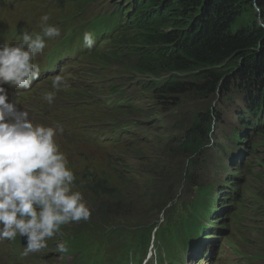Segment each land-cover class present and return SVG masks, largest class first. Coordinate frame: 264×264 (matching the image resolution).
Masks as SVG:
<instances>
[{"label": "trees", "instance_id": "obj_1", "mask_svg": "<svg viewBox=\"0 0 264 264\" xmlns=\"http://www.w3.org/2000/svg\"><path fill=\"white\" fill-rule=\"evenodd\" d=\"M145 1L136 13L143 14L141 20L149 18L148 24L141 28L133 40L139 47L137 50L142 59L127 61L126 65L130 69L127 71L171 77L156 88L161 92L159 98H150V102L144 106H123L122 109L126 114H137L139 117H134V121L144 119L149 125L155 121L153 116L171 102L187 107L188 114L171 120V132L157 153L158 157L140 158L139 163L119 176L116 182L82 175L89 177V182L84 183L87 191L100 199L111 201L108 212L114 216L126 212L130 218L120 221L101 212L99 219L102 224H86L76 235L65 238L69 250L80 252L86 244L95 246L96 242L90 241L96 240L100 244L99 254L103 256L107 254L110 244H115L123 257L133 249L145 253L151 233L169 225L171 218L167 215L168 210L184 205L179 202L168 208L169 198L180 186V180L189 177L199 167L205 138L214 129L212 122L216 124L222 121V115L212 106L205 110L189 108L194 98L207 97L215 91L232 96L231 90L238 89L244 95L245 106L237 111L234 130L240 131L241 137L247 142L246 146L240 148L244 154L253 149L260 161L264 162L261 157L264 156V130L258 126L264 121V27L253 22L236 32L232 30L235 23L244 18L247 7H253L252 0ZM256 2L264 10V0ZM168 148L171 159L163 162L162 155ZM139 156L146 157V154ZM83 158L91 165L98 159L86 153ZM152 159L154 167L163 174L162 180L171 182L165 192L164 202L158 204L151 201L138 216L117 198L123 193L126 183H133L134 178L142 177L139 170ZM167 173L174 175L175 179H166ZM254 195L260 199L257 192ZM163 214L165 219L161 221ZM117 223L125 227L115 228L113 225ZM95 255V251L91 250L89 256L92 258Z\"/></svg>", "mask_w": 264, "mask_h": 264}, {"label": "rangeland", "instance_id": "obj_2", "mask_svg": "<svg viewBox=\"0 0 264 264\" xmlns=\"http://www.w3.org/2000/svg\"><path fill=\"white\" fill-rule=\"evenodd\" d=\"M143 1L146 3L145 0ZM132 2L106 0L109 8L114 7L110 13L105 9H101L99 6V17L103 23L104 31L102 32L97 25L89 30V32L95 35V44L93 46L95 49L104 47L110 42L111 32L117 24L128 19L137 20L139 18L134 14L135 8L132 6ZM29 8V6L21 5L16 11L9 13V18L13 23L18 22L21 17L27 15L23 11ZM96 8L97 5L91 4L86 6L83 12L92 15L95 13ZM34 9V11H38V8ZM68 10L76 11L77 8L67 7L66 11ZM55 14L56 11L53 10L43 12L41 15H48L50 20ZM257 15L254 8L248 6L244 18H240L232 28L233 32H236L247 24L257 22ZM259 15L264 17L263 9H261ZM35 22L34 28L40 24V18L38 20L36 19ZM83 44V38L76 37L74 42L71 43L70 50L82 47ZM104 49H107V47H104ZM45 67L48 68L49 66L47 65ZM231 94L232 96L227 97L222 92L218 93L215 91L210 96L198 99L194 98L188 105L189 108L200 110H205L212 106L222 115V121L215 126L213 133L215 142L200 157V160L204 163V168L194 171L189 177L182 178L179 182L182 189L176 188L169 198L171 200L173 199L176 203L179 201L184 203V206L185 202L183 200L186 201L189 199L193 207H196L198 204L202 205L206 208L204 215L207 218H211L210 223L219 228L217 232H214V237L218 241L201 245L195 244L194 249L184 253V259L187 264H264V162L260 161V157L253 149H249L245 156H239L236 159L235 165L231 164L229 160L233 157L232 151L228 145H220V143L226 142L225 137L233 131V127L237 123V110L244 106V96L238 89L233 88ZM165 108L170 112L173 120L188 114L187 107L179 103L171 102ZM88 124L95 126L98 143L93 145L86 153L90 157L96 155L99 158L95 159L93 165L83 160L75 163L74 160L68 157L67 159L69 162L68 166L76 172V183L79 186L78 190L84 194L86 203L92 209L90 221L95 224H102L99 219L101 212L107 213L112 219H119L121 221L129 219V213L124 212L120 216H114L108 212L111 201L96 197L93 193L87 191L84 186V183L89 182V177H84L82 176L83 174L97 178H107L110 182H116L119 176L127 173L130 169L126 160L110 156L106 151L105 135L107 126L101 124L94 118L90 119ZM235 145L238 146L239 143H235ZM168 155L169 152L164 153L161 160L166 162ZM261 157L264 158L263 155ZM223 164L225 166H222ZM233 168L236 170L235 174L229 171ZM140 173L142 177L134 178L133 183H126L123 193L117 198V201H123L125 207L131 208L133 213L138 216L144 212L143 208H147L151 201L157 202L158 204L164 202L165 192L171 182L170 180L166 182L162 180L163 174L154 167V160L146 163L140 170ZM167 175L166 179L174 178V175H170L169 173ZM231 177H234L238 181L230 179ZM215 180L216 182L214 183ZM221 184H225V186L222 187ZM219 185L221 186L219 192L223 190L230 191L231 196L221 198L217 195L216 199L210 197L208 195L210 187L213 186L212 192L215 194ZM191 187H193L192 192L195 190V193L187 195ZM255 192L259 194L260 199H258L257 195H254ZM253 197L254 200L251 201ZM239 205H242L244 208L242 211H240ZM225 207H228L230 212V216L227 219L222 217L226 216L225 212H222V216L219 212ZM236 215H238V220ZM236 220L237 222L233 223ZM83 222L81 220L79 222L69 223L70 232L77 233L80 224ZM230 223H233L231 225L233 228L229 227ZM155 230L160 232V229ZM21 243V239L20 237L18 239V236L15 241L0 242V264H23L26 258L30 257L35 259L37 254L41 258V261L37 264H51L47 260L46 253H30L28 256H23L22 253L26 246H22ZM51 243L52 239L48 241V245ZM208 248L210 251H207ZM155 250H160L157 244L153 247L154 253ZM161 251L163 252V249ZM180 251L183 254L182 249ZM149 255L150 253H148L147 257ZM203 255H206L205 259ZM58 257L59 259L61 258L60 255ZM67 259L69 262L72 260L70 256ZM123 264H144L143 256L138 250L133 249L127 257H124Z\"/></svg>", "mask_w": 264, "mask_h": 264}, {"label": "clouds", "instance_id": "obj_3", "mask_svg": "<svg viewBox=\"0 0 264 264\" xmlns=\"http://www.w3.org/2000/svg\"><path fill=\"white\" fill-rule=\"evenodd\" d=\"M252 5L258 14V25L264 27L260 6L256 0H252ZM48 21L49 16L43 15L39 32L23 30L14 43L0 45V242L15 241L18 235L26 237L23 256L47 249L49 240L63 235V225L88 221L92 216L56 140L64 133L62 124L36 122L27 107L21 108L18 100H10L5 87L26 90L39 78L41 69L35 58L43 53L48 41L61 36L60 27ZM83 43L88 49L93 48L94 33L84 32ZM129 60L121 57L116 64L130 70L126 65ZM68 86L62 75H56L52 79L53 91L43 92V99L51 105L56 92ZM165 109L162 107L152 119L166 114ZM188 227L197 235L195 243L208 242L209 234L203 226L189 223ZM56 251L67 253L66 242L58 243Z\"/></svg>", "mask_w": 264, "mask_h": 264}]
</instances>
